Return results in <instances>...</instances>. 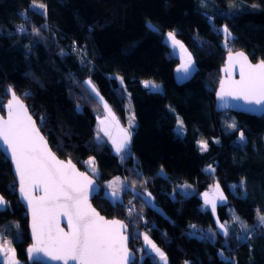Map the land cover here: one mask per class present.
Listing matches in <instances>:
<instances>
[{"label": "trees", "instance_id": "16d2710c", "mask_svg": "<svg viewBox=\"0 0 264 264\" xmlns=\"http://www.w3.org/2000/svg\"><path fill=\"white\" fill-rule=\"evenodd\" d=\"M197 1L0 0V112L11 89L59 157L87 171L84 161L94 159L98 174L88 172L99 190L91 203L127 226L135 252L130 264H157L140 233L162 250L167 264H264V225L258 223V214L264 215V115L214 109L225 53L242 50L252 61L264 59V0H238L244 8L213 15V25ZM214 1L226 6L237 0ZM220 25L231 33L227 45ZM167 32L175 33L194 63L180 82ZM145 80L160 82L161 90L146 87ZM127 101L135 126L119 159L96 138L95 122L103 102L123 119ZM201 141L207 150L201 151ZM117 175L126 187L111 199L103 181ZM179 182L191 184L193 192L180 193ZM211 184H219L225 197L216 217L201 208L199 196ZM15 186L0 151V196L6 201L0 233L12 238L22 264H39L25 257L27 215ZM217 222L228 228L227 237ZM240 223L251 226L246 239L236 234Z\"/></svg>", "mask_w": 264, "mask_h": 264}, {"label": "snow or ice", "instance_id": "6c2138e0", "mask_svg": "<svg viewBox=\"0 0 264 264\" xmlns=\"http://www.w3.org/2000/svg\"><path fill=\"white\" fill-rule=\"evenodd\" d=\"M44 8V5H40ZM42 15L44 13H41ZM26 17V12L21 13ZM18 30H25L23 25ZM33 31H37L33 29ZM226 45L227 38L231 36L227 26L223 28ZM168 39L173 47H179L182 63L177 72L188 74L193 66L191 54L187 52L184 45L176 39L175 33L169 32ZM239 79H233V70L237 68ZM227 78L220 81V90L217 96L220 100L225 97H232L236 100H243L246 104L264 105V59L253 64L243 52H236L229 49L228 62L224 68ZM91 84V82H88ZM145 86L157 88V85L145 82ZM95 91V88L92 89ZM11 99L8 100L7 118L0 116V146L4 151L10 153L15 165L16 174L19 177L20 193L27 201L32 214V233L34 244L28 249L30 256L35 253H42L52 261H62L69 264H128L129 253L127 249L128 237L124 234V225L119 220H106L100 216L89 203V192L93 189V180L85 173L77 171L71 160L67 162L60 160L48 147L47 140L40 133L36 121L28 113L27 107L11 91ZM98 95V93H97ZM102 100V98H101ZM107 104L105 108L107 109ZM110 112V110H109ZM43 120V118H41ZM133 118L129 120V126ZM113 120L115 118L113 117ZM182 121L179 126L182 127ZM118 134L113 136L110 126L104 120L100 121V131L108 136L117 153L124 151L131 141V132L119 128L116 123ZM235 128V123L229 125ZM239 139L244 141V133H240ZM201 151L207 150V142L201 141ZM87 163L95 172L94 159ZM209 171H215L209 169ZM118 182V181H117ZM113 182L109 184L112 188L111 196H117V190ZM216 196L209 198L204 193L205 205H211L213 211L217 206V198L224 200L219 184L212 189ZM42 191L43 195L37 197L33 193ZM150 196V193L148 194ZM6 201L0 196V206ZM66 221L67 231L61 227V219ZM239 220V217H234ZM258 223L264 225V215L258 214ZM223 235L228 236L229 230L221 224ZM242 231L247 238V226L242 224ZM145 242L151 245L153 251L159 255L164 264H167V257L156 247L148 236L144 237ZM11 242L0 243V254L8 258L10 264H17L15 261V250L11 248ZM9 253L12 255L9 256Z\"/></svg>", "mask_w": 264, "mask_h": 264}, {"label": "rangeland", "instance_id": "374dc122", "mask_svg": "<svg viewBox=\"0 0 264 264\" xmlns=\"http://www.w3.org/2000/svg\"><path fill=\"white\" fill-rule=\"evenodd\" d=\"M33 4H37V3L36 2H32L31 5H33ZM196 6L207 16L209 22L212 25L214 24L213 15H229L231 13L237 12L238 10H241V9L244 8V7L242 8V4H241V2H238V0L237 1H232L231 3H229L226 6H219V5H217L215 3L214 0H198L196 2ZM224 27H225L224 25H220L218 27V30L221 31L225 35V33L223 32V28ZM168 33L169 32L165 33L164 40L168 43L169 48L171 50V53L174 54L178 58V62L175 64L174 69H173V75H174L175 80L180 82V81L188 78L193 73V71H194V63H193V66L190 69L188 74H185V73H182V72H177V69L180 67V64L182 63L181 52H180V49H179L178 46L175 47V48L173 47L172 42L168 39ZM176 39L178 41H180L178 38H176ZM187 52H188V50H187ZM145 82H150V85L154 84V85L158 86L157 88H153L151 86H148V88H150L151 90H161V88H162L160 82H154V81H151V80H145ZM87 85L91 88V85L88 82H87ZM109 110H110V112H109ZM113 117L115 118V120H113ZM133 117H134V119L132 120V124H131V126H129V120H130V118H133ZM102 120H104L106 122V125L110 126V128L112 130V134H113L114 137H116L117 134H118V130H117L116 126H115L117 122H118L119 128L127 129L128 131L132 132V129L135 126V116H134V112H133V109H132V106H131L130 102L127 101L125 103L123 119H121L109 106L106 109L105 108V103L103 102V109H102L101 115H100L99 118L96 119V122H95V130H96L95 136H96V138L99 139V140L107 141L111 145V147L114 150V152L117 154L118 158L121 159L128 152L129 144H128L127 148L124 151H122L121 153H117L112 140L108 136H106L103 131H100V121H102ZM179 128H180L179 126H176L177 130H179ZM90 158L92 159V157H89V158H87L84 161V165L88 169L89 172H91L94 176H96L98 174V170L96 169V171L93 172L92 171V167L93 166H91V165H89L87 163V161ZM160 174H162V175L164 174L162 170H160ZM113 182H117V183L114 184V187L117 190V196L115 198H113L111 196V193H112L113 189L109 187V184H111ZM215 185L216 184H211L208 187V189L202 191L199 196H200V198L202 200L201 208L202 209H209L211 211L212 215L216 217V211L212 210L211 205H207L206 206L205 202H204V193L205 192H207L209 194V198L210 199L213 198L214 196H216V193L212 190V189H214ZM125 187H126L125 180H124L123 177H121L119 175L113 176V177L103 181L104 193L106 194V196H108L111 199H119L121 191H123ZM176 188H177V190L180 193L185 194V195L191 194L193 192V186L191 184L186 183V182L177 183ZM220 191H221V189H220ZM171 195L173 196L174 194L171 193ZM223 201L224 200L221 201V200H219L217 198V203L223 202ZM220 225L221 224L219 222H217V228L218 229L220 228ZM243 225H246L247 229H249L251 227L247 223H243ZM219 230L223 231L221 228ZM237 230H236L237 236L239 238H242L244 236V232L242 231V223H240V225L237 227ZM140 235H142V233H140ZM142 239H143V242L141 241V244L143 245V247L145 248V250L147 252H149L150 254H152V256H154L157 264H164V261L161 260L159 255H157V253L152 250L151 245H149V244H147L145 242V239L143 238V236H141V240ZM149 240L152 241L150 238H149ZM6 241H10L11 242L10 246H11L12 249H14L13 244H12V238L10 236L5 238L3 232H1L0 233V243L6 242ZM152 243H154V242L152 241ZM11 255L12 254L9 253V256H11ZM14 255H15V261L17 262V264H22V261L17 258L15 252H14ZM0 260L3 262V264H10V261L8 260V258L5 257L3 254H0ZM183 264H187V261H185Z\"/></svg>", "mask_w": 264, "mask_h": 264}, {"label": "water", "instance_id": "95a60500", "mask_svg": "<svg viewBox=\"0 0 264 264\" xmlns=\"http://www.w3.org/2000/svg\"><path fill=\"white\" fill-rule=\"evenodd\" d=\"M236 52H243L242 50H235L233 51V54H235ZM246 56L247 54L245 52H243ZM228 54H229V51L225 53V56H224V60H223V63L222 65L219 67V79H218V82H217V86H216V89L214 91V109L216 111H233V112H242V113H248V114H251V115H255V116H261V115H264V105H255V104H246L243 100H236V99H233L232 97H225L224 100H220L217 96V93L219 92L220 90V81L222 79H226L227 78V73L224 72V68L226 67L227 65V62H228ZM248 57V56H247ZM249 58V57H248ZM250 60V59H249ZM260 60L262 59H258V60H255V61H252L250 60L253 64L259 62ZM233 79H239V71H238V66L237 68H235L233 70ZM12 91V90H11ZM17 96V95H16ZM18 97V96H17ZM11 99V93L8 89V97L6 99V101L3 103V113L0 112V116H4L5 118H7V108H6V105H7V102L8 100ZM21 100V99H20ZM22 101V100H21ZM23 102V101H22ZM24 103V102H23ZM25 105V104H24ZM29 113V111H28ZM30 114V113H29ZM31 115V114H30ZM32 116V115H31ZM33 118V116H32ZM33 120L35 121V119L33 118ZM37 125V124H36ZM38 127V126H37ZM39 128V127H38ZM40 133L41 135H43V133L41 132L40 130ZM44 136V135H43ZM45 137V136H44ZM46 139V138H45ZM47 140V139H46ZM48 143V142H47ZM48 147L51 149V147L49 146L48 144ZM0 151L1 153L6 157V159L8 160L9 164H10V168H11V172H12V175H13V178H14V181H15V191H16V194H17V197H18V200L19 202L23 205L24 209H25V212H26V215H27V226H28V234H29V239H30V243L27 245L26 247V250H25V257H26V260L28 262H37L39 264H63L62 261H52L50 260L48 257L44 256L42 253H35V254H32L30 256L29 252H28V249L30 247H32V245L34 244V238H33V233H32V214H31V210L29 209L28 207V203L26 200L23 199L21 193H20V184H19V177L18 175L16 174V171H15V165L11 159V155L10 153H6L4 151V146H0ZM51 151L56 155V157L60 160H63L65 162H67L68 160H70L69 158H61L59 157L52 149ZM72 163L75 165L77 171L79 172H82V173H85L86 175H88L92 180H93V189L90 190L89 192V203L91 204V207L94 208L96 210V212H98L100 214V216L104 217L106 220H119L123 223L122 220L120 219H117V218H109V217H106L104 216L103 214H101L91 203V198L94 194L98 193V190H99V184L97 183V181L89 174V172L87 170H83V169H80L77 167V165L72 161ZM34 196H41L43 195V192L42 191H35L33 193ZM124 224V223H123ZM61 227L64 228L65 231H67V226H66V221L63 220V218L61 219ZM124 231V230H123ZM124 234L128 237L129 239V236L128 234L124 231ZM128 239H127V249H128V253H129V258H128V264H130L133 260H134V257H135V252L133 250H131L129 247H128ZM69 264H75V262H72L70 261Z\"/></svg>", "mask_w": 264, "mask_h": 264}, {"label": "built area", "instance_id": "2783aa9c", "mask_svg": "<svg viewBox=\"0 0 264 264\" xmlns=\"http://www.w3.org/2000/svg\"><path fill=\"white\" fill-rule=\"evenodd\" d=\"M139 218H140L141 220L144 221V220H145V215H144V213H141V212H140V213H139Z\"/></svg>", "mask_w": 264, "mask_h": 264}, {"label": "crops", "instance_id": "0c3cea01", "mask_svg": "<svg viewBox=\"0 0 264 264\" xmlns=\"http://www.w3.org/2000/svg\"><path fill=\"white\" fill-rule=\"evenodd\" d=\"M141 236H143V238H144V236H145V235L142 233V235H141ZM142 242H143V239H142ZM142 246H143V245H142Z\"/></svg>", "mask_w": 264, "mask_h": 264}]
</instances>
